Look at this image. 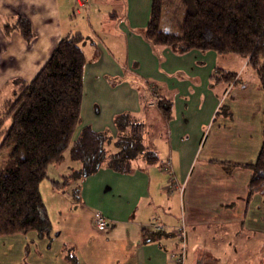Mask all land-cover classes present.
I'll use <instances>...</instances> for the list:
<instances>
[{
  "label": "crops",
  "instance_id": "0c3cea01",
  "mask_svg": "<svg viewBox=\"0 0 264 264\" xmlns=\"http://www.w3.org/2000/svg\"><path fill=\"white\" fill-rule=\"evenodd\" d=\"M99 2L103 3L0 0V88L16 77L34 78L63 37L83 34L87 63L82 123L75 138L81 128L91 126L108 132L113 140L107 148L116 151L118 115L130 113L148 125L156 121L165 137L162 161L171 157L176 183L169 184L164 163L157 167L139 158L130 172L104 165L84 176L76 204L63 187L52 184L65 179L62 173L58 174L62 180L50 175L65 158L52 164L40 189L42 194L46 184L53 201L59 202L50 210L55 209V214L46 208L51 218L57 217V225L49 221L46 233L34 230L24 239L31 246L29 261L171 264L170 253L177 249L178 238L170 230L184 224L186 264H264V194L257 191L248 198L253 171L245 167L256 162L262 148L264 92L248 59L213 50L178 52L154 44L146 37L152 0H106L109 8L103 12ZM76 5L87 14L86 21L83 12L74 9ZM19 16L31 22L30 41L18 29H7ZM108 19L113 26L104 31ZM217 69L236 73L241 81L213 80ZM154 92L172 100L170 119L157 109V102L149 104ZM151 133L158 136V128ZM71 164L75 171L83 167L81 161ZM97 211L110 221L104 231L95 227ZM154 223L165 225L166 231H156ZM26 244L19 243L17 263L23 261ZM65 247L77 263L67 259Z\"/></svg>",
  "mask_w": 264,
  "mask_h": 264
},
{
  "label": "trees",
  "instance_id": "16d2710c",
  "mask_svg": "<svg viewBox=\"0 0 264 264\" xmlns=\"http://www.w3.org/2000/svg\"><path fill=\"white\" fill-rule=\"evenodd\" d=\"M165 2L152 0L148 40L178 52L213 50L219 55L233 53L247 58L264 92V0H181L185 16L179 32L161 29ZM9 28L18 29L27 41L34 37L25 16H19L13 25H7ZM84 40L81 33L63 37L34 78L12 80V97L4 101L0 113V156L11 148L9 158L0 164V236L50 229L40 185L48 178L50 166L63 162L67 149L73 161L82 162V169L76 172L84 176L104 165L130 172L134 160L153 163L158 159V153L143 142L144 124L130 113L115 119L116 151L107 148L113 140L109 133L91 126L81 128L75 138L82 123L87 63L81 46ZM221 71L215 70L213 80L241 81L236 73ZM153 99L164 118L170 119L172 100L156 92ZM245 167L253 171L248 198L257 191L264 194V125L258 159ZM67 180H53L52 184L59 189ZM65 252L67 259L77 263L71 249L65 247Z\"/></svg>",
  "mask_w": 264,
  "mask_h": 264
},
{
  "label": "rangeland",
  "instance_id": "374dc122",
  "mask_svg": "<svg viewBox=\"0 0 264 264\" xmlns=\"http://www.w3.org/2000/svg\"><path fill=\"white\" fill-rule=\"evenodd\" d=\"M105 1L106 0H102L103 3L99 2V11L103 12L105 9L109 8V5L105 3ZM74 9L75 10L78 9L79 11H82V12L84 11L82 7H77V5L75 6ZM82 16L85 18V21H86L87 14L85 15V13L83 12ZM184 16H185V7L182 4L181 0H166L165 6L163 9V16L161 20V29L165 31H169V32H179L181 29ZM108 21H110V23H108ZM105 23L106 25H105L104 31H106V29L108 31L113 26V24H111V19L105 20ZM99 35L103 39L107 37V34L105 33L103 34L99 33ZM227 72H230V71L222 69L220 74L222 73L226 74ZM14 88L15 86L13 82L5 83L0 88V113L2 111V105L4 101L7 98L12 97ZM144 91L145 90L142 91V96L145 99L146 96H144ZM142 124H144V132H143L144 133V137H143L144 144L149 148L150 151H157L159 155L158 159L152 164H155L157 167H160V166L162 167L164 163L162 159L165 158L166 156L165 137L163 136V133H161L162 125L157 123L156 121H152L151 125H148L147 123H144V122H142ZM155 126L159 130L158 136H153L151 133L153 132V129ZM10 153H11V148L6 150V152L0 156L1 165L9 158ZM64 156H65L64 162L53 166L54 168L51 169L50 175L52 178H54L55 176L59 180H62L63 178L61 177V175L60 177H58L59 173H62L63 174L62 176L68 177V180L65 182L62 190L64 191L65 194L71 195L73 199L75 200V203L78 204V202H80V199H79L80 190L79 189L81 187L82 180L84 179V175L77 174L75 169L71 167L72 160L70 158L69 149L65 151ZM54 171H57V173H54ZM62 181H64V179ZM42 195H43L44 204L46 206L45 208H49L48 213L49 212L51 213L50 210H52L53 207L59 206V202L56 199H54L53 201V198H51L52 197L51 194L47 192L46 184L42 186ZM55 212L56 210L54 209V211L51 214H55ZM48 215L50 216V217L48 216V218L50 219L49 221L51 222V225L56 226L57 223H56L55 218L57 217L52 215V218H51V215L50 214ZM29 233L26 235L20 234V233L16 234L17 237L14 239L0 237V264H20L16 262V259L20 253L19 243H21V241H24V243H27L26 248H25V255L23 257V261L21 262V264H31V262L29 261L31 258V255L29 256V251L31 248V246H29L30 242L28 241L26 242L24 240L29 235Z\"/></svg>",
  "mask_w": 264,
  "mask_h": 264
},
{
  "label": "built area",
  "instance_id": "2783aa9c",
  "mask_svg": "<svg viewBox=\"0 0 264 264\" xmlns=\"http://www.w3.org/2000/svg\"><path fill=\"white\" fill-rule=\"evenodd\" d=\"M149 104L155 105V99H152ZM163 167L169 175V184L174 186L176 179L171 157L166 159ZM94 224L98 230L104 231L110 226V221L103 213L97 211L94 214ZM153 226L156 231H166V226L161 223H154ZM170 232L176 234L178 238L177 249L170 253V263L186 264L188 253V236L186 227L184 224H182L178 227L171 228Z\"/></svg>",
  "mask_w": 264,
  "mask_h": 264
}]
</instances>
